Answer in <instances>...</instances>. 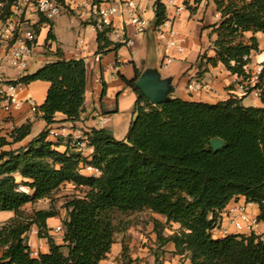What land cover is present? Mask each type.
Masks as SVG:
<instances>
[{
  "label": "trees",
  "instance_id": "1",
  "mask_svg": "<svg viewBox=\"0 0 264 264\" xmlns=\"http://www.w3.org/2000/svg\"><path fill=\"white\" fill-rule=\"evenodd\" d=\"M201 0H196L200 3ZM220 21L214 25V56H204L212 66L222 64L233 75L251 80L249 69L260 51L257 34H264V0H214ZM156 25L169 19L163 0H155ZM109 28L97 30L98 52L113 42ZM247 34H252L246 39ZM48 39L56 37L50 29ZM57 59L20 79L25 85L50 82L47 98L39 107L51 125L56 113L77 121L85 103L87 68L84 59ZM125 79L137 94L135 117L127 136L119 140L105 128L86 131L90 158L71 145L64 151L48 139L45 128L26 144L14 147L30 133L32 123L15 127L0 137V212L14 211L15 218L0 226V264H99L115 242L113 211L122 214L149 209L167 223H179L173 234L176 253L187 254L190 264H264V240L255 233L215 237L221 212L235 198L255 203L264 220V62L251 89L261 90L263 106H245L231 96L217 103L173 98L154 105ZM219 137L226 146L214 151L210 140ZM89 164L98 176L80 172ZM73 184L83 195H71L64 207V244L49 234L47 219L59 214L49 209L24 215L23 206L50 199L64 184ZM25 188V189H22ZM33 226L47 238L49 252L33 256L26 240ZM127 247H123L124 256Z\"/></svg>",
  "mask_w": 264,
  "mask_h": 264
},
{
  "label": "crops",
  "instance_id": "2",
  "mask_svg": "<svg viewBox=\"0 0 264 264\" xmlns=\"http://www.w3.org/2000/svg\"><path fill=\"white\" fill-rule=\"evenodd\" d=\"M154 4L155 1L153 3L154 15L150 20V22H154L153 26L148 28L144 34L136 35L133 34L131 26H124L121 19L117 17L115 20L116 28L120 32L122 31L121 29H124L126 34L109 33V39L113 43L101 52H98L97 31L91 27V32L84 34L90 25L82 23L79 18L77 19V26L59 28L58 31H56V26L53 24L52 31L56 37L55 40L48 39V33L51 28L47 31L43 30L40 35L41 46L37 50L39 53L38 59L31 60L30 67L26 73H33L46 63L56 60L58 49L62 51L66 59H84L87 68L85 103L79 120H66L67 117L58 112L55 114L53 126L65 128V134H70L73 128H81L85 132L93 128H105L115 138L119 140L125 139L131 121L135 117V104L137 101L136 92L126 83L125 79H134L137 70L142 74L149 68L157 69L162 78H169L171 80L173 86V91L170 94L171 98L179 97L186 100L217 103L231 96H236L242 99L241 103L245 106H263L261 97L254 96L253 94H242L236 83L241 80V77L233 75L221 63L217 66H212L204 60L206 54L211 57L215 55L214 41L217 39V34L213 33L212 25L218 23L221 18L217 6L216 14L220 15V18L214 19V21L209 23L205 22L206 24L194 22L185 11L181 15L186 20L185 26H181V21L176 20L177 18L174 19V26L179 32V37L184 40L183 49L179 51L173 48L171 53L174 56V60L169 66H164L162 64V54L158 48L162 40L158 38L156 33L157 25L155 22L156 13ZM167 12L169 18L172 17V12L169 9H167ZM251 35L247 34V39ZM126 36L135 38L134 46H128L122 42V38ZM257 37L259 39L260 51L253 54L252 62L249 65L253 76H256V73L262 68V63L264 62V34L259 33ZM79 38L84 39V43L81 48L77 49L76 43ZM152 53L156 54L155 57ZM260 56H263V58L260 59ZM252 79L254 78L252 77ZM196 82L207 84L209 88L191 90L189 84ZM49 87L50 82L48 81H34L25 85L20 91V96L22 99H26L27 97L34 98L37 106L40 107L47 98ZM2 105L3 103L0 100V137L8 136L17 126H21L27 122L32 123L31 133L22 142L15 144L14 147L26 144L48 126L42 117L43 113L40 110L34 112L29 103L25 102L20 109L14 110L10 114L3 110ZM103 116H108V122L105 125L101 124ZM48 139L58 143L57 148L61 151H64L66 144L69 140L71 141L69 136L61 135L56 139L52 137H48ZM71 145H73L72 142ZM88 152L92 153L93 148H90ZM66 185L73 184L67 183L62 185L61 188ZM244 201L245 198L242 196L235 198L221 212V224L222 226H228L227 234L239 233L229 221L228 209ZM26 205L23 206V209ZM39 209H49V207ZM66 215L67 211H61L60 214L47 219L49 234L52 235L57 244H64L63 232H57L56 227L62 224ZM153 215L155 220L164 219L166 222V218L163 215L154 212ZM14 218V211H1L0 226ZM155 222L146 225L145 228L137 225L136 232L138 239L145 241L149 236L155 240L158 235L155 229ZM172 224L175 230L170 231L168 234L164 233L166 237L180 228L179 223L172 222ZM134 230V227H130L128 231ZM125 234L126 231H123L122 235L118 238L115 235V242L111 247V251L108 253L107 258L99 264H126L123 253V247L126 243L125 239H123ZM256 234L264 239V220L260 221ZM26 240L32 250L33 256H38L40 252L46 253L50 250L47 238L39 237L37 226H33L27 233ZM162 249L166 250V255H171V259L174 262L184 256L186 257L187 264H190L187 254L176 253L173 242L166 243ZM0 251V256H2L4 248L0 247ZM134 257L137 258V255Z\"/></svg>",
  "mask_w": 264,
  "mask_h": 264
},
{
  "label": "built area",
  "instance_id": "3",
  "mask_svg": "<svg viewBox=\"0 0 264 264\" xmlns=\"http://www.w3.org/2000/svg\"><path fill=\"white\" fill-rule=\"evenodd\" d=\"M146 0H0V100L6 113L20 109L23 104L29 103L34 112L39 111L36 101L32 97L22 99L20 91L25 87L19 79L30 67L32 57L37 52L40 44V35L43 28L53 27L55 20L63 14L77 16L82 23L90 25L93 30L109 28L110 33L126 34L124 29L118 31L115 20L119 17L122 23L131 26L133 34H144L150 25V19L143 16L142 5ZM164 2V1H163ZM165 3V2H164ZM186 0H168L167 8H173L172 17L163 24L156 26L157 36L162 42L159 51L162 54V64L169 66L174 56L173 48L181 51L183 39L174 26V19L180 17L185 11ZM169 9V8H168ZM122 42L128 46L135 45L134 37H123ZM84 39H78L76 48L82 47ZM262 69V68H261ZM243 95L253 94L260 97V89H251L255 85L253 79H244L236 82ZM191 90L208 89L207 84L199 82L189 84ZM108 122V116H103L101 124ZM65 128L47 126L48 137L54 139L58 136H69L76 151L90 158L89 144L86 132L81 128H73L69 134L64 133ZM80 172L90 176H98L99 168L86 164ZM22 189H25L22 187ZM256 204L246 200L228 209L229 221L235 230L245 234L257 232L260 221L258 213L253 209ZM57 232H62V225L56 227ZM228 233V226L221 222L213 230L215 237H224ZM264 240V239H263ZM32 251V250H31ZM33 255V254H32Z\"/></svg>",
  "mask_w": 264,
  "mask_h": 264
},
{
  "label": "rangeland",
  "instance_id": "4",
  "mask_svg": "<svg viewBox=\"0 0 264 264\" xmlns=\"http://www.w3.org/2000/svg\"><path fill=\"white\" fill-rule=\"evenodd\" d=\"M154 1L155 0H146L145 4L142 5L143 16L150 20L151 18H153L154 15ZM163 1L165 3L168 2V0ZM168 8L173 13V8L171 6H169ZM185 12L189 14V18L192 19L194 22H203L204 24L212 22L214 21V19L220 18V15L216 14V4L214 0H201L200 3H196V0H187L185 3ZM77 19V16H72L69 13L63 14L62 16L58 17L54 22V26H56V31H58L59 28L77 26ZM176 20H180L181 26H185L186 20L182 16L177 17ZM153 23V21L150 22L149 28L153 26ZM48 29H50L49 26L43 28V30L46 31ZM90 30L91 26H88L84 34H89L91 32ZM152 55L155 57L156 54L152 53ZM38 56V52L34 53L32 60L38 59ZM261 58H263V56H260V59ZM260 71L261 69L258 71V73H256V76H253L254 84H256L257 75L260 73ZM83 194L84 192L81 189L75 187L74 185H66L63 188H60L50 199H43L34 204H27L23 209V213L27 216L32 214L35 210L39 208L54 207L59 211L60 214L61 211H66L64 204L68 197H70L71 195ZM255 209L253 210L256 213H260V210H258L257 205ZM112 216L114 218V222L117 228L116 238L120 237L123 231H126V234L123 236V239H125L124 241L126 242L124 245L127 247L125 255L126 264H187L186 257L184 256L174 262L171 259V255H166V250L162 249L165 244L162 243L158 235L155 240L149 236L145 239V241L138 239L136 232L137 225L143 226L145 228L146 225L158 221L160 222L159 231L162 233L161 236L166 237L164 233L168 234L170 231L175 230L174 225L172 223H167L164 221V219L155 220L153 212L149 209L128 214H122L118 211H113ZM11 221L12 220H9L7 223ZM130 227H134L135 230L128 231ZM135 255H137V258L134 257Z\"/></svg>",
  "mask_w": 264,
  "mask_h": 264
},
{
  "label": "water",
  "instance_id": "5",
  "mask_svg": "<svg viewBox=\"0 0 264 264\" xmlns=\"http://www.w3.org/2000/svg\"><path fill=\"white\" fill-rule=\"evenodd\" d=\"M136 84L140 91L154 105L173 99L170 97L173 91L171 80L169 78H162L157 69L149 68L145 70L137 78ZM210 145L214 151H218L226 146V142L219 137H215L210 140Z\"/></svg>",
  "mask_w": 264,
  "mask_h": 264
}]
</instances>
